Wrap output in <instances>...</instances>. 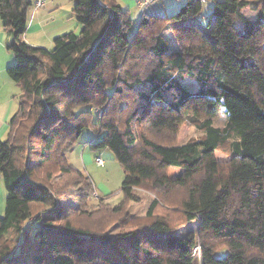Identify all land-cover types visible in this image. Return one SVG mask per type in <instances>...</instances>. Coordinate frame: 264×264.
<instances>
[{"label": "trees", "instance_id": "1", "mask_svg": "<svg viewBox=\"0 0 264 264\" xmlns=\"http://www.w3.org/2000/svg\"><path fill=\"white\" fill-rule=\"evenodd\" d=\"M72 1L81 31L46 48L24 39L34 1L0 0L20 89L0 142V264H264V0H210L206 26L194 18L209 0L144 12L138 25L116 0ZM220 106L225 127L213 124ZM186 119L204 134L179 145ZM90 125V146L111 149L124 170L125 198L112 207L91 205L90 177L66 156ZM173 166L182 171L170 176ZM135 188L155 193L147 223L106 231L116 217L139 220L125 209ZM195 219L197 231L180 233Z\"/></svg>", "mask_w": 264, "mask_h": 264}, {"label": "rangeland", "instance_id": "2", "mask_svg": "<svg viewBox=\"0 0 264 264\" xmlns=\"http://www.w3.org/2000/svg\"><path fill=\"white\" fill-rule=\"evenodd\" d=\"M119 2L122 6V8L128 12L129 16L134 20L135 24H139V22H136V16L134 13H136L137 9L139 11L142 10V7L146 6L149 2L151 3L153 0H141L142 5L137 4V0H116ZM140 1V0H139ZM158 1V0H156ZM165 4L167 5V12L171 13L177 10L178 7H180L185 0H164ZM156 4V2H154ZM211 1H207L204 4V9L201 15H198L197 17L194 18V20L198 23H200L203 26L208 25L209 23V17H210V6H211ZM66 4V1H65ZM179 4V5H177ZM178 6V7H175ZM146 7L143 8V11L145 10ZM251 9V8H250ZM179 10V9H178ZM252 11V10H251ZM250 13L252 15L253 11ZM167 13V15L169 14ZM166 15V16H167ZM80 30L78 31V33ZM165 34L168 36L170 39V49H178L179 44L177 43V40L174 36V33L170 27H167L165 29ZM182 82V84L190 91H197L199 89V82L198 80L190 77V76H185L181 75L179 73H175ZM228 123V114L226 112L225 106H220L218 109V114L213 120V124L215 126L219 127H225ZM44 125H47L45 122ZM204 134V130L199 128L197 123H195L191 119H186V121L183 123V125L180 128L179 134H178V139H177V144H184L187 141L191 139H198L202 137ZM96 136V131L93 127V125L88 126L85 128L79 137V139L72 144L71 146L66 148V156L68 158V161L70 164H72L75 168L83 171L86 173L88 176L89 174H92L93 177L91 179V186L92 188L88 191H90L91 199L90 203L92 206H95L93 203H98L100 200H103V206H105V203H110L109 207L118 205L120 202H122L125 198V193L122 190V184L124 180V170L118 160L115 157L114 152L109 149H96L92 148L90 144L88 143L91 138ZM236 136H232V140L235 139ZM88 143L87 145H85ZM85 152V155H84ZM99 155H102L104 162L103 166H100L96 162V157ZM216 156L220 160H227L229 158V154L225 153L222 150H218L216 152ZM173 171V172H172ZM181 171V168L175 167V168H170L169 172L170 174H175L177 172ZM55 181L60 184L62 183L63 176L60 174L56 175ZM94 183V184H93ZM145 192H148L151 194L153 197H155V193L148 191L144 188H139ZM97 190V191H96ZM98 192V193H97ZM7 196V190L5 188L3 180L0 179V217L4 215V208H5V200ZM144 200L138 199L136 203H132L133 199L127 203L126 206V212L129 214L130 218L133 219H139L133 226H126L122 223H120V218L116 217L114 218L115 220L111 222L110 227L106 229L108 232L111 233H117L119 231L129 229L131 227H134L138 224H143L147 223L145 221L146 217V212L144 207H142V204ZM75 200L73 199L71 204H74ZM100 206L94 207V211L99 209ZM171 207V206H170ZM167 206L160 207L158 209L159 212L161 213H168L170 212L171 208ZM199 226V220L195 219L188 224H186L184 227L180 229V233L186 234L190 230L197 231ZM226 248H221L218 250L215 255L216 256H222L225 253ZM198 264H201V261H198Z\"/></svg>", "mask_w": 264, "mask_h": 264}, {"label": "crops", "instance_id": "3", "mask_svg": "<svg viewBox=\"0 0 264 264\" xmlns=\"http://www.w3.org/2000/svg\"><path fill=\"white\" fill-rule=\"evenodd\" d=\"M33 1L34 5L29 11L27 25L28 27L24 35L25 41H27L29 44L52 48L54 46V39L57 36L69 33L71 31L75 33H78L79 30L81 31L82 24L78 21L73 11L74 2L72 0ZM38 1H41L42 4L38 5ZM154 2H156V4ZM141 3V0H137L138 5H142ZM144 7L146 8L143 11ZM144 7H142L141 11L137 9L136 13H134L137 19L136 22L140 21L141 16L144 12L151 15L164 17H166L167 13H169L167 12V5L165 4L164 0H153L151 3L149 2ZM180 7H178L176 11H178ZM176 11L171 12L168 15H171ZM9 39L10 37L8 36L3 26L2 20L0 19V142L5 141L8 138L11 127L10 119L14 114L18 112L19 109V99L17 95L19 94L20 89L14 79H12L8 74V68L11 65H14L17 61L16 55L8 47ZM97 137L98 135L91 138L88 143L91 144L97 139ZM88 143H86L85 145H87ZM99 157L103 159L102 155H99L98 157H96V162L98 165L103 166L105 161L103 160V164H99L97 161V158ZM175 167L177 166H173L171 168ZM181 171L175 174H170L169 172V175L173 176L180 173ZM89 176L91 178L93 177L92 174H89ZM138 199L144 200L142 207H144L146 212L154 197L148 192H145L139 188H135L133 190L132 203H136Z\"/></svg>", "mask_w": 264, "mask_h": 264}, {"label": "built area", "instance_id": "4", "mask_svg": "<svg viewBox=\"0 0 264 264\" xmlns=\"http://www.w3.org/2000/svg\"><path fill=\"white\" fill-rule=\"evenodd\" d=\"M41 4H42V2L38 1V5H41ZM97 161H98L99 164H103V159L101 157L97 158Z\"/></svg>", "mask_w": 264, "mask_h": 264}]
</instances>
